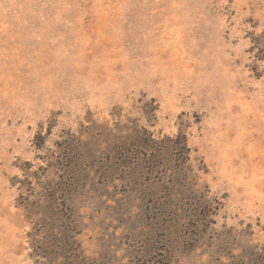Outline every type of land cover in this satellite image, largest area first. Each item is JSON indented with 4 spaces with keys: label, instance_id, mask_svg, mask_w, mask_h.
<instances>
[{
    "label": "rangeland",
    "instance_id": "rangeland-1",
    "mask_svg": "<svg viewBox=\"0 0 264 264\" xmlns=\"http://www.w3.org/2000/svg\"><path fill=\"white\" fill-rule=\"evenodd\" d=\"M0 264H264V0H0Z\"/></svg>",
    "mask_w": 264,
    "mask_h": 264
},
{
    "label": "trees",
    "instance_id": "trees-1",
    "mask_svg": "<svg viewBox=\"0 0 264 264\" xmlns=\"http://www.w3.org/2000/svg\"><path fill=\"white\" fill-rule=\"evenodd\" d=\"M179 138H182V139H183V138H185V137H184V136H182V137H181V136H179ZM182 144L185 146V144H184V143H182Z\"/></svg>",
    "mask_w": 264,
    "mask_h": 264
}]
</instances>
